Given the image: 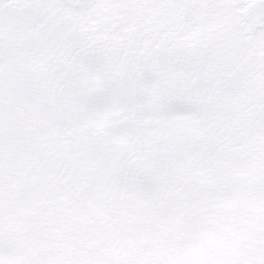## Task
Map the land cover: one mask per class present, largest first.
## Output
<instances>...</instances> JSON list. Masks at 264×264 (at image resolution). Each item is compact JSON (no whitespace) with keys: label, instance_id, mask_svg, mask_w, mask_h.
I'll return each mask as SVG.
<instances>
[{"label":"snow or ice","instance_id":"1","mask_svg":"<svg viewBox=\"0 0 264 264\" xmlns=\"http://www.w3.org/2000/svg\"><path fill=\"white\" fill-rule=\"evenodd\" d=\"M0 264H264V0H0Z\"/></svg>","mask_w":264,"mask_h":264}]
</instances>
